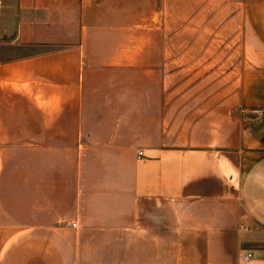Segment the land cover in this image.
Returning <instances> with one entry per match:
<instances>
[{
	"label": "crops",
	"instance_id": "obj_1",
	"mask_svg": "<svg viewBox=\"0 0 264 264\" xmlns=\"http://www.w3.org/2000/svg\"><path fill=\"white\" fill-rule=\"evenodd\" d=\"M244 251L264 264V0H0V264Z\"/></svg>",
	"mask_w": 264,
	"mask_h": 264
},
{
	"label": "built area",
	"instance_id": "obj_2",
	"mask_svg": "<svg viewBox=\"0 0 264 264\" xmlns=\"http://www.w3.org/2000/svg\"><path fill=\"white\" fill-rule=\"evenodd\" d=\"M143 156V152H139V158ZM74 227L77 226L76 223L73 224ZM254 260V253L252 251H244L239 260V264H252Z\"/></svg>",
	"mask_w": 264,
	"mask_h": 264
}]
</instances>
